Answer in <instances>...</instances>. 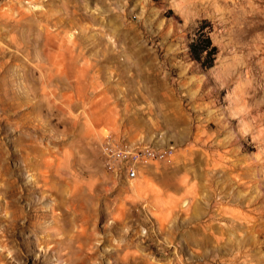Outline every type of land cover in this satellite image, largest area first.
Segmentation results:
<instances>
[{"label": "rangeland", "instance_id": "1", "mask_svg": "<svg viewBox=\"0 0 264 264\" xmlns=\"http://www.w3.org/2000/svg\"><path fill=\"white\" fill-rule=\"evenodd\" d=\"M111 134L172 154L130 178ZM230 191L264 208V0H0V264H67L81 212L89 264H264Z\"/></svg>", "mask_w": 264, "mask_h": 264}, {"label": "bare ground", "instance_id": "2", "mask_svg": "<svg viewBox=\"0 0 264 264\" xmlns=\"http://www.w3.org/2000/svg\"><path fill=\"white\" fill-rule=\"evenodd\" d=\"M152 150H155L157 152H165L167 149H157V148H154V147H148ZM251 167V166H250ZM230 168V167H229ZM247 168V167H246ZM245 168V169H246ZM250 169V168H249ZM228 170V169H226ZM225 170V171H226ZM248 169H246L247 171ZM252 170V169H251ZM232 171V170H231ZM241 172V171H240ZM248 172V171H247ZM230 173V172H229ZM231 174V173H230ZM251 174V173H249ZM247 175V174H246ZM251 178V177H250ZM241 179V178H240ZM46 180V179H45ZM251 182V181H250ZM253 184V183H252ZM239 185V183H238ZM241 185H245L244 182H242ZM252 186V185H251ZM245 187V186H244ZM247 187V186H246ZM245 187V188H246ZM233 192V191H232ZM231 191L228 193V192H225V195L226 196H230V199L229 200H238L239 201H242L244 199V202L248 203V206L250 207L249 208V211L248 212H264V208L263 207H260V205H254V200L255 196H252V198H248V197H245V198H242V197H239L238 195H235L234 193H232ZM247 195V194H246ZM241 196V195H240ZM224 197V196H223ZM226 198V197H225ZM228 199V198H227ZM228 201V200H227ZM187 202V201H186ZM225 205V204H224ZM263 206V205H261ZM223 207V206H222ZM225 207V206H224ZM229 208V207H228ZM224 210H221V212H244L242 213L240 216H241V219L244 218V220L246 222L248 221H251L252 223V217H249L250 215H247L245 214L246 212L243 211V210H239V209H227V206L226 208H223ZM18 213V214H17ZM109 213H112V212H109ZM51 214V213H49ZM251 214V213H250ZM21 215V216H20ZM46 215V213H45ZM252 215V214H251ZM8 216V215H7ZM14 225L18 224L21 220H24L25 223H28L30 222V218H31V213L28 212L26 215L23 213V212H15L14 213ZM26 216V218H25ZM48 216V215H47ZM53 217V221L51 222V224L48 225L49 228H51L50 230L54 233V235L56 236H60V235H63L62 232H64L62 230V228H59L57 226H53V223H57L56 222V219L58 216H60V213H57V212H52V215ZM80 216H81V223L78 224L79 226V232L78 234L75 235V240L71 241V242H68L66 243L67 245V249L68 248H71L70 251H68L67 253H65V255H67V264H89L90 261H95L97 260L100 256L98 254V248H99V244H98V240H96L95 238V234L91 233L89 236H88V232L91 228V225H97L98 222L101 220V215H100V212H93V214H91V218L87 216L86 212H81L80 213ZM125 217V212H117V214L113 217V220L114 221H122ZM48 218V217H47ZM94 219V221H93ZM248 219V220H247ZM255 219V218H254ZM44 220V219H43ZM258 220V219H257ZM254 221V220H253ZM264 221V220H263ZM36 222V221H35ZM34 222V223H35ZM38 223H41L39 221H37ZM46 222V221H45ZM262 222V221H261ZM31 223V222H30ZM43 223V222H42ZM23 224V223H22ZM29 224V223H28ZM44 224V223H43ZM45 224H48V223H45ZM35 225V224H34ZM33 226V224H32ZM37 226V225H36ZM34 227V226H33ZM32 227V228H33ZM40 227V225H39ZM42 227V226H41ZM107 228V226H106ZM34 229V228H33ZM46 229V228H44ZM44 229H40V230H43ZM26 230V229H25ZM31 230V228L29 229ZM39 230V229H38ZM49 230V229H48ZM47 230V231H48ZM22 231V230H21ZM24 231V230H23ZM37 231V230H36ZM46 231V230H45ZM13 232V231H12ZM50 232V231H49ZM50 232V233H52ZM11 233V232H10ZM25 233V232H24ZM47 233V232H46ZM16 234V233H15ZM32 234H33V231H32ZM38 234V233H37ZM25 235V234H24ZM23 235V236H24ZM28 235V233H27ZM87 238H90V240L92 239L93 241H90L89 239ZM62 239V238H61ZM89 240V241H88ZM65 242V240H64ZM90 242H92L94 244V246H91ZM63 249V248H62ZM64 251V250H63ZM66 251V250H65ZM60 254V253H59ZM62 255H64L62 253ZM245 256V255H244Z\"/></svg>", "mask_w": 264, "mask_h": 264}, {"label": "built area", "instance_id": "3", "mask_svg": "<svg viewBox=\"0 0 264 264\" xmlns=\"http://www.w3.org/2000/svg\"><path fill=\"white\" fill-rule=\"evenodd\" d=\"M102 150L108 167L123 171L130 178L137 177L145 165L172 154V150L169 149L157 152L140 144H133L123 134H111L106 137Z\"/></svg>", "mask_w": 264, "mask_h": 264}, {"label": "trees", "instance_id": "4", "mask_svg": "<svg viewBox=\"0 0 264 264\" xmlns=\"http://www.w3.org/2000/svg\"><path fill=\"white\" fill-rule=\"evenodd\" d=\"M197 38L191 45L192 54L198 61L202 60V52H206V58L209 59V65L213 64L214 55L217 52L216 46H213L212 39L209 35H202Z\"/></svg>", "mask_w": 264, "mask_h": 264}, {"label": "water", "instance_id": "5", "mask_svg": "<svg viewBox=\"0 0 264 264\" xmlns=\"http://www.w3.org/2000/svg\"><path fill=\"white\" fill-rule=\"evenodd\" d=\"M185 202H186V200H185Z\"/></svg>", "mask_w": 264, "mask_h": 264}]
</instances>
